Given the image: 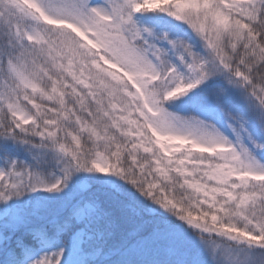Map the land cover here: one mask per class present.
I'll use <instances>...</instances> for the list:
<instances>
[{
	"label": "snow or ice",
	"instance_id": "6c2138e0",
	"mask_svg": "<svg viewBox=\"0 0 264 264\" xmlns=\"http://www.w3.org/2000/svg\"><path fill=\"white\" fill-rule=\"evenodd\" d=\"M0 264H264V0H0Z\"/></svg>",
	"mask_w": 264,
	"mask_h": 264
}]
</instances>
